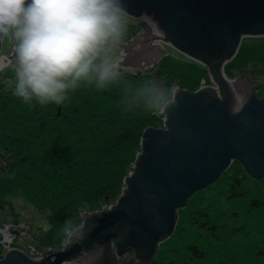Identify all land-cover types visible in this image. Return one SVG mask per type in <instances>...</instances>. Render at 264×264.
Listing matches in <instances>:
<instances>
[{
    "label": "water",
    "instance_id": "1",
    "mask_svg": "<svg viewBox=\"0 0 264 264\" xmlns=\"http://www.w3.org/2000/svg\"><path fill=\"white\" fill-rule=\"evenodd\" d=\"M133 17L157 20L118 55L123 72L153 73L171 45L188 59L205 66L212 86L176 88L162 112L164 126L149 127L141 152L126 174L114 205L82 212L89 232L80 243L49 249L32 258L22 248H9L0 264H152L161 244L175 233L179 211L196 194L215 185L234 162L247 175L264 181V98L258 96L253 63L240 78L230 80L225 65L242 42L264 38V0H125ZM161 39L158 43L153 35ZM0 71L15 67V52L1 56ZM162 47V48H161ZM127 258V260H126Z\"/></svg>",
    "mask_w": 264,
    "mask_h": 264
},
{
    "label": "trees",
    "instance_id": "2",
    "mask_svg": "<svg viewBox=\"0 0 264 264\" xmlns=\"http://www.w3.org/2000/svg\"><path fill=\"white\" fill-rule=\"evenodd\" d=\"M253 63L262 66L258 96L264 98V38L245 39L225 73L233 80ZM158 70L159 79L123 74L102 89L82 83L62 104L24 102L14 86L8 93L11 86L0 88V150L8 174L0 176V209L18 222L20 212L8 197L22 196L49 224L41 244L58 248L65 244L60 229L67 219L82 223V212L101 210L107 198L113 203L141 152L144 130L163 126L159 111L132 99L136 92L156 82L171 100L175 84L198 90L203 81L211 83L207 68L190 59L167 55ZM10 77L14 82V71ZM152 264H264V181L234 162L179 211L174 235Z\"/></svg>",
    "mask_w": 264,
    "mask_h": 264
},
{
    "label": "clouds",
    "instance_id": "3",
    "mask_svg": "<svg viewBox=\"0 0 264 264\" xmlns=\"http://www.w3.org/2000/svg\"><path fill=\"white\" fill-rule=\"evenodd\" d=\"M131 20L157 27L147 13L131 16L125 0H0V40L14 42L13 94L24 102L62 104L82 83L102 89L118 82L123 72L118 49ZM132 99L159 112L171 102L156 82ZM60 232L71 246L89 229L70 218Z\"/></svg>",
    "mask_w": 264,
    "mask_h": 264
},
{
    "label": "rangeland",
    "instance_id": "4",
    "mask_svg": "<svg viewBox=\"0 0 264 264\" xmlns=\"http://www.w3.org/2000/svg\"><path fill=\"white\" fill-rule=\"evenodd\" d=\"M137 18H139V17H137ZM155 21H156V19H155ZM144 32H145V30L142 29L141 27L137 28L136 30L132 29L130 31V33H128V30H127V33H126L124 39L122 40L121 45H127L128 41L133 42L135 37L140 36ZM157 39H159V38H157ZM158 43H161V41ZM11 49H12V40L8 37H5L1 55L7 56L10 53ZM164 50L167 53V55H171V56H174V57H176L178 59H182V60L188 59L187 57H185L184 54L179 52L176 48H174L171 45H165ZM12 53H13V49L11 50L10 55H12ZM157 67H158V63H157ZM249 67L250 66H247L246 69H248ZM246 69H244V70H246ZM244 70L237 72L235 79L240 78L243 75ZM12 71H14V68L1 70V72H0V75H1L0 81H2L0 88L3 89L4 86L6 87V84H7V87L11 86V88L5 89L6 91L4 90L5 93H8L9 92L8 90L12 89V87L14 86L13 81L12 82L8 81V78H11L10 76L12 74ZM123 74H128V75H132V76H136V77H140L142 75H151L153 79H159L160 78L159 70H157L153 73H145V74H140V75H136L132 72H122V75ZM256 76H257L256 79L259 81L260 86L262 87L263 86V79L261 78L262 75L256 74ZM203 85H212V82L210 84H207V83H205V81H203ZM160 116L162 117L161 112H160ZM6 160H7V156L0 150V176H8V174L5 170ZM216 191H217V188H214V190L210 194L213 195L214 193H216ZM120 196H118L117 199L114 200L113 203H110V199L107 198L106 200H104V202L101 204V206L103 208L104 207L107 208L111 205H114ZM8 199L14 203L15 207L20 212V216L22 215V217H20V218H22V222L17 229V231L19 230L18 233L21 235L20 236V239H21L20 243L26 247H29V245L33 241H35V238L33 236H37V233H36L37 229H39L40 232L47 231L49 229V224H48L47 220L45 219V217H43L39 214L37 215V212L30 206V204L27 203V201L22 196L12 195V196H9ZM111 201H113V200H111ZM223 204H226V203L222 199L221 205H223ZM9 217H10L9 209H7V208L6 209H0V228H1V230L5 229L6 226H9V225L11 226V224H9L11 222ZM22 225H24L23 229H22ZM17 231H15V232H17ZM38 234H40V233H38ZM126 260H127V258H126ZM122 264H137V263H135L133 260H130V261H126Z\"/></svg>",
    "mask_w": 264,
    "mask_h": 264
},
{
    "label": "built area",
    "instance_id": "5",
    "mask_svg": "<svg viewBox=\"0 0 264 264\" xmlns=\"http://www.w3.org/2000/svg\"><path fill=\"white\" fill-rule=\"evenodd\" d=\"M15 231H17V228H14L13 226H6L5 229L0 230V246L2 249L1 254H3V256L7 253L9 248L14 247V243L17 239ZM49 249L51 248L41 247L40 242L33 241L28 247L27 254L35 258L43 256Z\"/></svg>",
    "mask_w": 264,
    "mask_h": 264
},
{
    "label": "bare ground",
    "instance_id": "6",
    "mask_svg": "<svg viewBox=\"0 0 264 264\" xmlns=\"http://www.w3.org/2000/svg\"><path fill=\"white\" fill-rule=\"evenodd\" d=\"M149 17V16H148ZM153 21H155V18L153 19L152 17H150ZM157 21V20H156ZM155 21V22H156ZM156 25H157V29H158V31H159V34H160V36H161V38H164V33H163V31L161 30V28H160V26H159V24H158V22H156ZM153 35H154V37H155V39H156V41L157 42H160L161 41V39L159 38V36L154 32L153 33ZM157 38H159V39H157ZM162 48V47H161ZM226 74V73H225ZM209 77H210V75H209ZM257 77V76H256ZM210 80H211V78H210ZM231 80V79H230ZM255 80H257L256 78H255ZM211 82H212V80H211ZM203 86H212V87H214V84L212 83V85H202L201 87H203ZM200 87V88H201ZM199 88V89H200ZM172 99V98H171ZM171 101V100H170ZM162 113V112H161ZM162 120H163V117H162ZM163 126H164V120H163ZM162 126V127H163ZM156 128V127H155ZM159 128H161V127H159Z\"/></svg>",
    "mask_w": 264,
    "mask_h": 264
},
{
    "label": "flooded vegetation",
    "instance_id": "7",
    "mask_svg": "<svg viewBox=\"0 0 264 264\" xmlns=\"http://www.w3.org/2000/svg\"><path fill=\"white\" fill-rule=\"evenodd\" d=\"M153 18V17H152ZM154 19V18H153ZM140 22H142V21H137V20H131L130 22H129V27H128V33H130V31L133 29V30H136L137 28H140L141 26H139L138 24L140 23ZM142 28V27H141ZM143 29V28H142ZM127 33V32H126ZM134 38V37H133ZM5 39V38H4ZM3 44H4V40H3ZM14 42L12 41V49H13V52H14ZM11 49V50H12ZM11 50H10V53L9 54H11ZM255 78H256V76H255ZM254 81H255V79H254Z\"/></svg>",
    "mask_w": 264,
    "mask_h": 264
}]
</instances>
